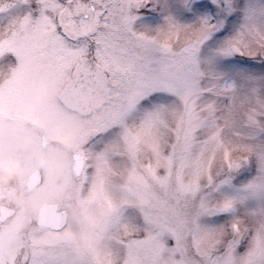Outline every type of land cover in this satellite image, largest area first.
Segmentation results:
<instances>
[{"label":"snow or ice","instance_id":"1","mask_svg":"<svg viewBox=\"0 0 264 264\" xmlns=\"http://www.w3.org/2000/svg\"><path fill=\"white\" fill-rule=\"evenodd\" d=\"M0 67V160L48 203L0 264L80 231L88 264H264V0H0Z\"/></svg>","mask_w":264,"mask_h":264},{"label":"rangeland","instance_id":"2","mask_svg":"<svg viewBox=\"0 0 264 264\" xmlns=\"http://www.w3.org/2000/svg\"><path fill=\"white\" fill-rule=\"evenodd\" d=\"M33 61L27 62L25 72L17 76L20 83L25 82L28 75L35 70L32 67ZM0 67V71H3ZM34 87L38 90H43L46 84L34 82ZM26 111L30 114L35 111L34 107L26 106ZM23 171V164L14 156L0 160V208L7 207L14 210V214L0 222L5 228H14L22 231L26 225L23 219L17 214L19 210H24L29 214H34L37 210L48 203H37L34 197L20 190L17 182L20 179V173ZM33 191L39 189L33 188ZM72 225H84L87 223V217L79 210H72L67 214V221ZM104 235L101 232L80 231L75 233L69 244L70 251L62 254L58 264H88V260L99 253L101 246L104 244ZM83 249V251H81Z\"/></svg>","mask_w":264,"mask_h":264},{"label":"water","instance_id":"3","mask_svg":"<svg viewBox=\"0 0 264 264\" xmlns=\"http://www.w3.org/2000/svg\"><path fill=\"white\" fill-rule=\"evenodd\" d=\"M35 187V185L32 186V189ZM48 209V205H44L40 208V212H44ZM14 214V210H11L7 207L0 208V222H3L7 218L11 217ZM65 220L67 221V215L65 217Z\"/></svg>","mask_w":264,"mask_h":264},{"label":"clouds","instance_id":"4","mask_svg":"<svg viewBox=\"0 0 264 264\" xmlns=\"http://www.w3.org/2000/svg\"><path fill=\"white\" fill-rule=\"evenodd\" d=\"M81 251H83V249H81Z\"/></svg>","mask_w":264,"mask_h":264},{"label":"flooded vegetation","instance_id":"5","mask_svg":"<svg viewBox=\"0 0 264 264\" xmlns=\"http://www.w3.org/2000/svg\"><path fill=\"white\" fill-rule=\"evenodd\" d=\"M35 188V187H34Z\"/></svg>","mask_w":264,"mask_h":264}]
</instances>
